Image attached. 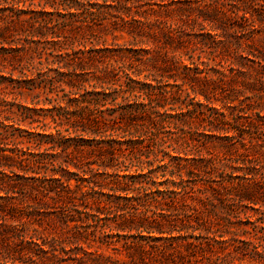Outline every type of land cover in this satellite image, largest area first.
Returning <instances> with one entry per match:
<instances>
[{
    "label": "trees",
    "instance_id": "1",
    "mask_svg": "<svg viewBox=\"0 0 264 264\" xmlns=\"http://www.w3.org/2000/svg\"><path fill=\"white\" fill-rule=\"evenodd\" d=\"M36 1L0 0V264L264 262V0Z\"/></svg>",
    "mask_w": 264,
    "mask_h": 264
},
{
    "label": "rangeland",
    "instance_id": "2",
    "mask_svg": "<svg viewBox=\"0 0 264 264\" xmlns=\"http://www.w3.org/2000/svg\"><path fill=\"white\" fill-rule=\"evenodd\" d=\"M92 2H94L95 0H90ZM40 0H37L36 3H39ZM100 3L103 2V0H99ZM48 11H52V8L49 7V6H44ZM31 8L33 9H36V10H41L43 8V6H32ZM211 26L210 25H207L206 26V33L208 31H211ZM215 34V33H213ZM219 35H221L223 37V31L219 30ZM101 37H98V38H91L89 35H87L86 37H83L79 34H76L74 35L75 37V45H74V48L76 50L78 49H81V48H87V49H93L94 47H105V46H112L114 48H140V46L138 47H135L134 46V40L127 36V35H118V38H114L113 36L111 35H104L103 33L100 34ZM257 37H261L259 38L257 41H255V49H250V48H247V52H250L253 50L254 53H256L257 55H259V51H264V35L263 37L262 36H257ZM198 39H201L200 37ZM82 43V45L80 44ZM143 47H146V46H143ZM258 48V51L256 50ZM246 53H244V55H247ZM222 54H225L226 58H229L231 59L232 61H234V63L237 65L235 68L238 71H246L245 68H243L240 64H238V62L236 61V54L233 52V50H231V52H222ZM251 59H254V57L251 55L250 56ZM53 59V58H52ZM204 60H207L206 58ZM161 63V62H160ZM146 69H151V67H146V66H143L141 68V70H143V75H142V79H144V75H146L147 73H149L148 71L149 70H146ZM240 69V70H239ZM153 70V69H151ZM240 71V72H241ZM235 73V74H231L230 72H228L229 75H234V77L236 78V80L232 81V82H229L227 85H225V89H228L229 91L227 92H231L232 89H239V88H243V86L241 85V81L244 80L243 76L240 74V73ZM258 72L260 73L259 74V77H263V74L261 73H264L263 70L259 69L258 68ZM257 73L256 72H253V75L255 76ZM19 74L17 73L16 74V77H18ZM252 82H254L255 80H251ZM258 86H260V84L258 83L257 84ZM87 89L88 90H92L93 87L90 86V85H87ZM221 92V91H220ZM247 94L248 95H252L253 93L250 92V91H247ZM60 95L61 97L64 99L65 97V92L64 91H61L60 92ZM224 95V92L220 93L219 94V97L222 98ZM14 96H11L9 98V100H12ZM199 98L201 100L204 101L203 97L199 96ZM259 98H256V100H258ZM31 100L32 98L31 97H26V98H22V97H19L18 96V99H17V103H21V104H24V105H29L30 107H33V105L31 104ZM237 104V102L235 103ZM215 105L218 107V108H221L223 106V104L221 102H218V103H215ZM48 107H51L50 105ZM56 111V110H55ZM44 113H47V114H51V112L49 111H45ZM263 113V112H262ZM47 122H48V126L50 128H47L48 131H52V132H55V129H53L52 127L55 126V123L52 121V118L51 117H48L47 119ZM37 132H40L41 131V128H38L36 129ZM80 159L83 161V162H88V161H97V163H101V159L98 157V156H95V155H87V153L85 154H80ZM95 168H97V165L94 166ZM71 170L72 171H76L77 169L74 168V167H71ZM75 180L73 181V185L75 184ZM106 192H108L107 190H105ZM103 199H107L106 196H103L102 197ZM45 209H48V208H44ZM52 209H48V211H51ZM253 214V212H250ZM50 216L51 217H55V214H52L50 215V213L48 214H42V216L40 218H42L41 222L44 224V227L50 229V227L48 226L47 224V221L50 219ZM242 217H245L244 215ZM39 228V227H38ZM249 230L252 229V226H249L247 227ZM41 230L43 228H40ZM249 236H241L242 239H246L248 238ZM81 245H83L84 249H87L89 252H94L97 248L96 245H93V247L89 248L88 247V244L87 243H82ZM67 248L68 250L70 249H74L75 246L73 245H67ZM6 251V248L2 247V245H0V252L1 253H5ZM76 251V250H74ZM80 253V252H79ZM100 253H104L106 256H111V259L115 262H117L118 264H134L132 261L133 259H129L126 255H120L118 253H115L113 250H106V249H102L100 250ZM61 257H64L65 259H68L69 256H67L66 254H61L60 255ZM79 257L80 258H83V259H91L93 258V256H85L84 254L80 253L79 254ZM36 258V257H35ZM50 259L49 257H45V258H42V259H35L37 264H50ZM177 260V264H182V262H180V259H176ZM134 261H136L138 264H151V263H154V264H166L168 262V264H173L172 261L169 259L167 261V259H135ZM236 263L237 264H264V262H261L259 260H254V259H243V260H236ZM8 264H11V260H9V263ZM16 264H19V262H17ZM65 264H78V261H72L70 260L68 263H65ZM86 264H92L91 260L87 261Z\"/></svg>",
    "mask_w": 264,
    "mask_h": 264
}]
</instances>
